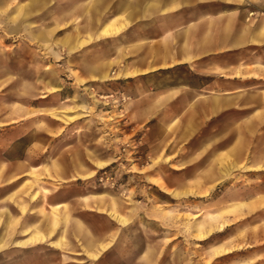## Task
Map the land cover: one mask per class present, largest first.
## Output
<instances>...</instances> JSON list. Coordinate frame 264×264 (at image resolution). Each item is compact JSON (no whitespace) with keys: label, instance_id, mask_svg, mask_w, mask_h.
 Masks as SVG:
<instances>
[{"label":"rangeland","instance_id":"1","mask_svg":"<svg viewBox=\"0 0 264 264\" xmlns=\"http://www.w3.org/2000/svg\"><path fill=\"white\" fill-rule=\"evenodd\" d=\"M17 4L15 0L0 4V28L22 24L57 29L41 43V61H49L54 49H65L64 33L81 22L65 26V21L53 19L50 10L62 4H52L34 19L12 20ZM107 16L104 23L111 14ZM83 45L87 62H94L97 55L103 57L108 76L84 83L78 80L75 90L66 89L67 106L51 113L66 130L51 136L54 142L46 155L53 160L50 167L42 169L56 177L68 175L70 170L71 177L44 179L35 172L34 178L19 183L20 189L11 197L13 203L24 206L26 224V207L31 202L40 207L31 214L32 221L39 222V230L53 216L49 196L58 202L72 201L68 212L71 223L65 230L60 227L64 213L57 209L61 223L52 242L63 238L64 244L37 245L39 264H97L106 254L97 260L80 254L86 248L83 239L87 226L95 238L106 231L117 232V251L105 259L106 264H134L137 253L131 247L146 240H161L159 264H259L264 117L255 114L253 108H232L211 117L200 130H182L192 125L175 107L154 111L149 107L156 105L166 89L201 83V77L184 66L123 76L117 73V66H112L111 36L90 39ZM63 150L72 158L70 168L58 161ZM91 172L94 174L84 177ZM36 192L37 199L32 200ZM79 195L88 196L91 202L73 200ZM112 203L117 204V211L109 213ZM239 204L247 207L240 209ZM119 214L124 216L120 222L116 220ZM224 243L230 252L213 249Z\"/></svg>","mask_w":264,"mask_h":264},{"label":"crops","instance_id":"2","mask_svg":"<svg viewBox=\"0 0 264 264\" xmlns=\"http://www.w3.org/2000/svg\"><path fill=\"white\" fill-rule=\"evenodd\" d=\"M15 1L18 4L11 14L12 20L34 19L40 11L50 10L52 4H62L50 10L53 19L65 21V26L81 22L67 29L65 49L59 52L54 49L49 61L39 59L40 46L57 29L28 28L22 24L0 28V264H30L29 259L31 264H39L37 245L50 244L61 223L57 209L64 213L60 227L65 230L71 223L68 212L72 201L58 202L49 196L52 203L48 208H54L53 216L39 230V222L32 221L31 214L40 207L32 202L26 207L29 216L26 224L24 206L13 203L11 197L20 189L19 183L34 178L35 172L44 179H70V170L68 175L56 177L54 172L48 174L42 169L45 165L50 167L53 160L46 155L54 142L51 136H59L66 130L63 123L51 116L67 106L66 89L75 90L78 80L84 83L108 76L109 67L102 56L87 62V52H82L86 47L83 44L90 39L112 37V66H117V73L123 76L161 73L184 66L201 77V83L166 89L156 105L149 107L152 111L175 107L192 125L191 129L182 130H200L211 117L232 108H253L255 114L264 117V0ZM7 2L0 0V4ZM108 14L111 18L104 23ZM145 111H148L146 102ZM64 153L65 150L58 161L70 168L72 158ZM91 174L94 173L84 177ZM35 199L37 192L32 197ZM73 200L91 202L83 195ZM246 207L239 204L240 209ZM114 210L117 211V204L112 203L109 213ZM120 217L124 216L114 218L120 222L123 220ZM77 224L85 228L82 222ZM86 230L83 239L86 248L80 254L97 260L104 253L97 264H106L105 259L117 251L114 246L117 232L106 231L95 238L88 226ZM62 240L52 243L59 246ZM218 248L231 251L225 243L213 249ZM131 250L137 253L134 264H159L163 255L161 240L135 242ZM222 254L226 253L217 255ZM256 259L264 264L263 192H259Z\"/></svg>","mask_w":264,"mask_h":264}]
</instances>
